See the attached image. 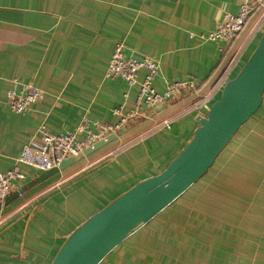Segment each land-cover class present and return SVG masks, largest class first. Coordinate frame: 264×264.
<instances>
[{"label": "crops", "instance_id": "crops-1", "mask_svg": "<svg viewBox=\"0 0 264 264\" xmlns=\"http://www.w3.org/2000/svg\"><path fill=\"white\" fill-rule=\"evenodd\" d=\"M237 9L236 0H0V171L17 165L25 174L0 204V264H50L90 215L160 173L182 151L198 118L218 99L221 79L241 68L264 28L253 14L230 43L200 40V33L214 30L224 13ZM115 42L124 44L126 56L158 61V92L186 79L201 83L200 91L155 106L113 141L53 174L16 164L25 144L40 143V125L56 134L74 131L83 117L115 122L113 110L125 92L131 105L136 88L105 76ZM13 81L16 88L32 84L44 95L30 110L11 112L6 92ZM229 144L233 160L218 169L223 180L213 192L226 213L218 206L214 212L212 205L198 221L215 223L214 264H224L225 255H235L234 264H264V94L225 148ZM212 167L163 211L187 205L190 195L182 196L206 186L202 178ZM200 193L211 201L205 188Z\"/></svg>", "mask_w": 264, "mask_h": 264}, {"label": "water", "instance_id": "water-1", "mask_svg": "<svg viewBox=\"0 0 264 264\" xmlns=\"http://www.w3.org/2000/svg\"><path fill=\"white\" fill-rule=\"evenodd\" d=\"M263 94L264 29L237 75L223 84L220 97L198 118L199 126L182 151L160 173L139 181L90 215L65 239L50 264H100L207 172L233 135L259 109ZM119 134L121 131L96 142L44 175L63 169Z\"/></svg>", "mask_w": 264, "mask_h": 264}, {"label": "built area", "instance_id": "built-area-1", "mask_svg": "<svg viewBox=\"0 0 264 264\" xmlns=\"http://www.w3.org/2000/svg\"><path fill=\"white\" fill-rule=\"evenodd\" d=\"M236 1L237 12L224 13L214 30L198 35L201 41L230 43L244 30L250 16L258 15L257 21L264 17V0ZM124 49L122 42L114 43L105 76L123 79L129 87L136 88V94L131 105H129L128 93L123 94L121 105L113 110V114L117 116L116 121L112 123L90 121L88 117H83L74 131L66 130L56 134L50 133L42 124L38 129L40 143L25 144L15 159L16 164L28 165L41 171L58 167L62 161L79 156L87 147H92L111 134H117L155 106L182 93L200 91L201 83L186 79L167 83L164 91L158 92L153 85L159 72L158 61L147 56H126ZM13 82L12 87L6 92V105L11 112L23 113L30 110L32 105L44 95L41 89L32 84H20L16 88L17 82ZM208 95L209 93L205 97ZM126 107L128 109L125 110ZM162 124L169 127L167 120H164ZM24 178L25 174L17 165L0 171V204L10 192L12 183Z\"/></svg>", "mask_w": 264, "mask_h": 264}, {"label": "rangeland", "instance_id": "rangeland-1", "mask_svg": "<svg viewBox=\"0 0 264 264\" xmlns=\"http://www.w3.org/2000/svg\"><path fill=\"white\" fill-rule=\"evenodd\" d=\"M236 73H233V76ZM247 130L245 129L244 133ZM236 139L237 136L233 141ZM232 149V145L229 144L219 155L207 176L202 178V183L207 185L199 184L201 189H206L211 201H208L207 195L200 193L199 186H194L182 196L190 195V201L187 203L189 206L181 202L170 210L163 211L158 220L154 222L152 220L137 230L139 233L135 232L123 241L101 264H166L170 263L171 259L175 261L174 264H214L218 248L215 223L198 220L212 205L214 212L218 206L226 213L228 207L217 203L213 199V192L219 191L217 188L221 186L223 180V175L218 169L221 165H227L231 161L230 158L233 160V157H230ZM228 227L231 235V226ZM239 241L242 243V238ZM233 259L234 262L238 260L235 255H225L224 264H234Z\"/></svg>", "mask_w": 264, "mask_h": 264}, {"label": "trees", "instance_id": "trees-1", "mask_svg": "<svg viewBox=\"0 0 264 264\" xmlns=\"http://www.w3.org/2000/svg\"><path fill=\"white\" fill-rule=\"evenodd\" d=\"M250 17H252V16H250ZM250 17H249V18H250ZM261 25H264V17L259 21V25H258V26H261ZM263 27H264V26H263ZM263 29H264V28H263ZM263 29H262V30H263ZM242 31H243V30H242ZM242 31H241V32H242ZM241 32H240V33H241ZM261 33H262V31H261ZM237 36H238V35H237ZM237 36H236V37H237ZM260 36H261V34H260ZM260 36H259V38H260ZM259 38H258V40H259ZM258 40H257V42H258ZM234 60H235V58H234ZM238 71H239V70H238ZM237 73H238V72H237ZM237 73H236V75H237ZM236 75L232 76L231 78L235 77ZM227 77H228V72H227V73L223 76V78L221 79V81H220V86H221L222 84H224V83L226 82V80H228ZM231 78H229V79H231ZM221 89H222V88H221ZM219 97H220V95H219ZM219 97H218V98H219ZM236 133H237V132H236ZM236 133H235V134H236ZM235 134H234V135H235ZM234 135H233V136H234ZM232 138H233V137H232ZM232 138H231V139H232ZM230 141H231V140H230ZM230 141H229V142H230ZM229 142H228V143H229ZM216 159H217V158H216Z\"/></svg>", "mask_w": 264, "mask_h": 264}]
</instances>
